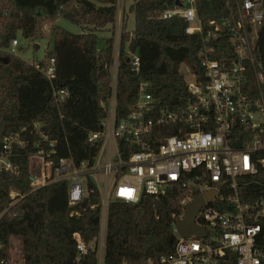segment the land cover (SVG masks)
<instances>
[{"label":"trees","instance_id":"16d2710c","mask_svg":"<svg viewBox=\"0 0 264 264\" xmlns=\"http://www.w3.org/2000/svg\"><path fill=\"white\" fill-rule=\"evenodd\" d=\"M243 1L197 0V13L205 29L211 21L236 23ZM133 2L129 11L135 16V28L130 32L125 24L121 31L118 121L127 116L141 83L149 84L148 92L163 107L174 110L189 97L181 66L203 75L198 57L201 36L187 35L188 23L182 18L160 19L163 12L180 6L182 0ZM117 14L118 0H0L1 136L45 124L43 133L56 142L57 154L52 157L55 162L60 158H72L77 164L94 161L100 145L92 147L88 140L100 131L108 115L103 106L112 96ZM59 18L83 28V33L76 35L57 25L51 27L54 49L44 61L37 62L44 67L55 60V79L50 83L36 64L24 62L11 47L19 33L33 43L42 40V21L55 22ZM109 26L112 36L107 48L98 52V33ZM222 37L229 45L228 34ZM257 47L256 58L264 67V25ZM131 54L140 58L138 75L127 62ZM215 58L224 56L218 53ZM54 89L68 92L60 104L56 103ZM39 137L33 135V141ZM35 151L34 147L17 151L13 162L20 166L19 176L0 175L2 256L14 264H98L99 192L90 183V190L95 191L81 205L70 208L67 182L31 191L28 158ZM10 188L25 196L15 205ZM183 196V190L173 189L158 200L143 196L137 205L112 202L107 215L104 264H163L164 258L175 253L173 227L183 214ZM73 211L80 216L71 217ZM75 234L81 235L88 248L79 260Z\"/></svg>","mask_w":264,"mask_h":264},{"label":"built area","instance_id":"2783aa9c","mask_svg":"<svg viewBox=\"0 0 264 264\" xmlns=\"http://www.w3.org/2000/svg\"><path fill=\"white\" fill-rule=\"evenodd\" d=\"M196 2L182 0L160 15L162 20L184 19L186 34L202 38L198 57L203 75L191 71L195 81L186 82L189 97L179 108L163 107L143 82L127 116L118 121L119 58H115L112 96L103 106L108 115L88 140L92 147L100 145L94 161L77 164L72 158H60L55 162L56 142L43 133L45 124L0 135V175L19 176L20 166L13 162L17 151L34 147L28 158L31 191L67 182L68 205L76 208L95 191L89 188L93 183L101 196V264L110 204L137 205L143 196L158 200L173 189L184 191L183 214L173 227L175 253L163 264H264V67L256 58L263 2L244 0L238 22L211 21L206 29ZM226 34L229 45L223 41ZM18 46L14 41L13 49ZM218 53L224 58L216 59ZM129 60L138 75L139 56L131 54ZM36 69L50 83L55 79L54 59L44 67L36 64ZM67 96L66 90L54 89L57 104ZM35 134L40 137L33 141ZM9 196L12 205L25 197L14 188ZM198 197L203 205L195 225L204 235L182 238L176 225L184 220L186 206ZM73 216L80 214L73 211ZM74 238L79 260L88 248L80 234ZM4 248L0 243V264H14L2 256Z\"/></svg>","mask_w":264,"mask_h":264},{"label":"rangeland","instance_id":"374dc122","mask_svg":"<svg viewBox=\"0 0 264 264\" xmlns=\"http://www.w3.org/2000/svg\"><path fill=\"white\" fill-rule=\"evenodd\" d=\"M263 2V0H262ZM133 0H118V14H117V21L115 24V48H114V61L115 58H119V52H120V40H121V31L124 25H127L128 31H133L135 28V16L134 14L130 13V7L133 5ZM53 25H57L64 30L72 33V34H82L83 28L74 25L70 23L69 21L59 18L55 22H49L47 20L42 21L41 23V39L36 43H33L31 41L25 40L22 35L18 34V41L19 46L16 49H13L11 47L12 52L22 59L24 62L28 64H37V62L44 61L46 59V56L51 53L54 49L55 41L51 38L50 30ZM109 29L99 32L98 33V44L97 49L98 52H102L107 48V41L111 38L112 32L111 28L112 26L108 27ZM23 49V50H21ZM112 78H113V71H114V64L112 66ZM180 73L183 75L185 81L190 84L195 81V76L191 72V70L186 66L182 65L180 68ZM102 186V185H101ZM102 216V215H101ZM104 235L102 232H100L99 236V249H98V264H101L103 259V253L101 250L102 242H103ZM16 244V243H14Z\"/></svg>","mask_w":264,"mask_h":264},{"label":"water","instance_id":"95a60500","mask_svg":"<svg viewBox=\"0 0 264 264\" xmlns=\"http://www.w3.org/2000/svg\"><path fill=\"white\" fill-rule=\"evenodd\" d=\"M127 62L129 63L130 60L128 59ZM7 63L8 60L5 61V64ZM206 198L208 201H210L211 194H207ZM202 205H203V198L198 197L193 203L186 206L184 220L176 225V229L182 238H189L192 235H196V236L204 235L203 231L200 230L195 225L196 215Z\"/></svg>","mask_w":264,"mask_h":264}]
</instances>
